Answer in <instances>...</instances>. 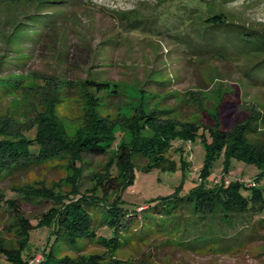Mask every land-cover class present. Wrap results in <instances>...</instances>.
Masks as SVG:
<instances>
[{
    "label": "rangeland",
    "instance_id": "obj_1",
    "mask_svg": "<svg viewBox=\"0 0 264 264\" xmlns=\"http://www.w3.org/2000/svg\"><path fill=\"white\" fill-rule=\"evenodd\" d=\"M207 25L220 29L214 40L208 36L200 42L224 48L199 55L188 45ZM250 31L264 37V0H0V85L10 89L0 98V126L7 119L8 132L32 137L37 118L52 109L65 138L73 139L87 131L82 82L91 78L117 91L113 97L104 88L83 90L99 100L98 113L114 133L106 154H82L75 161L63 152L53 154L0 180V264H20L3 252L17 255L26 241L10 199L18 198L19 211L35 225L20 259L25 262L30 252L27 264L40 261L51 219L62 203L53 197L20 199L18 194L44 187L91 195L96 178L91 174L105 173L120 144L130 141L134 125L146 128L141 135L148 136L167 122L184 133L216 124L230 133L254 116L252 142L261 146L264 52L255 50L258 41L246 36ZM141 106L148 113L159 111L156 120H141ZM171 142L168 156L175 169L144 170L145 160H138L132 184L121 192L124 208L139 206L137 220L149 200L183 197L203 180L208 187L216 185L221 176L247 188L253 187L247 182H254L264 197V173L256 166L223 151L209 158L199 135ZM256 210L224 213L217 208L195 214L179 209L156 220L160 227L155 233L139 237L130 232L129 239L123 232L129 243L120 250L82 241V252H65L75 261L102 255L110 264H264V209ZM132 219L125 214L123 221ZM97 231L112 234L106 227Z\"/></svg>",
    "mask_w": 264,
    "mask_h": 264
},
{
    "label": "trees",
    "instance_id": "obj_2",
    "mask_svg": "<svg viewBox=\"0 0 264 264\" xmlns=\"http://www.w3.org/2000/svg\"><path fill=\"white\" fill-rule=\"evenodd\" d=\"M219 29L214 25L205 26L199 41L190 39L192 42L188 45L189 48L195 49L193 52L199 55L216 49L222 50L223 45L216 48V45L211 44V42H200L208 36L210 38L217 36L216 33ZM252 32L250 31L246 36H254L258 41L255 50L264 52V37L256 35L257 33L254 34V31ZM107 86V83H99L91 78H86L82 82L81 90L86 101H88L85 111L87 131L84 135L80 133L73 139L65 138V133L52 115L51 108L47 114L37 118L36 130L32 137L8 132V120L4 119L0 126V180L24 172L42 163L53 154L63 152L71 155L74 161L78 160L82 154L94 156L106 154L107 146L114 141V133L110 132V127L105 125L106 119L98 113L99 100L93 96L88 98L87 91L83 90L87 88L109 90ZM9 90L8 86L0 85V98ZM109 92L108 95L113 97L117 94V91L112 88ZM57 95L58 93L52 99V104L58 100ZM139 110L142 112L140 119L147 120V123L156 120L157 112H159L157 111L155 114L154 112H145L142 106ZM253 118L254 116L251 117V120ZM251 120L238 124L236 130L230 133L219 129L217 124L214 128L205 129L196 126L191 131L189 129L184 130V133L181 131L182 129L177 130L175 123L167 122L162 124L160 129H155L149 136L141 135L142 131H146V128L137 124L134 125L130 141L120 144L116 160L108 163L105 173L91 174V176H96L91 195H82L78 191L64 193L44 187L40 190H25L24 193H28L26 195L18 194L20 199L25 197H53L62 203L56 215L51 219L52 231L45 248L42 247L41 249L42 259L31 264H110L104 263L103 256L98 254L90 256L87 261H75L65 251L68 250L67 252H75L76 254L82 252L84 244L82 241L97 242L108 250H120L129 243L130 232H134L135 235L139 234V237L144 234L155 233L160 227L156 220L169 217L179 209H191V212L193 211L195 214L213 212L217 208L224 213L229 211L243 212L249 209H257L256 212L262 213V209H264L262 192L255 186L247 188L238 180H231L227 185L216 184L210 187L207 185L208 181L203 180L196 189L186 196L174 195L151 199L141 209V220H137L135 214L139 206L134 207L133 210H128L124 208V201L121 198V192L133 182V169L137 166L138 160H145L144 170H150L154 167L166 170L175 169V162L168 154L172 148L171 141L176 138L192 140L196 135H199L206 146L209 158H214L223 151L226 156L243 160L256 166L264 173V143L261 146H256L252 142L256 127H252ZM207 139L211 140L208 141ZM206 167L203 170V178H205ZM120 178H124L125 181L120 183ZM109 195L113 197L110 198ZM10 202L11 207L16 211L15 217L18 222L16 224L24 229L22 234L26 241L21 243L17 255L2 252L20 264H27L28 258L31 257L30 252L27 253V259L23 263L20 254L28 248L30 232L35 225L19 211L17 197L10 199ZM0 204H2V196H0ZM125 214L126 216H133V219L123 221ZM99 217H102L101 223H98ZM155 217L158 218L155 219ZM134 225L137 228L131 229L135 227ZM101 227L111 229V236L105 237L99 233L97 229H101ZM136 231H138L137 234ZM123 232L129 234V239Z\"/></svg>",
    "mask_w": 264,
    "mask_h": 264
},
{
    "label": "built area",
    "instance_id": "obj_3",
    "mask_svg": "<svg viewBox=\"0 0 264 264\" xmlns=\"http://www.w3.org/2000/svg\"><path fill=\"white\" fill-rule=\"evenodd\" d=\"M225 183V184H227L229 181L227 180V178L225 179L224 178V181H223V178H222V176L221 177H217L215 180H214V184H220V183ZM245 185H246V183H245ZM247 185H252V186H254L255 184H254V182H247ZM39 261V259H37V261L36 262H38Z\"/></svg>",
    "mask_w": 264,
    "mask_h": 264
}]
</instances>
